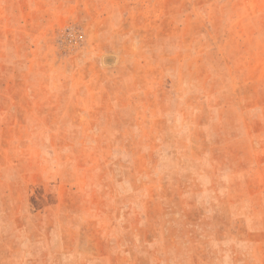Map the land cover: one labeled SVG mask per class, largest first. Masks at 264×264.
<instances>
[{
  "label": "rangeland",
  "instance_id": "rangeland-1",
  "mask_svg": "<svg viewBox=\"0 0 264 264\" xmlns=\"http://www.w3.org/2000/svg\"><path fill=\"white\" fill-rule=\"evenodd\" d=\"M0 264H264V0H0Z\"/></svg>",
  "mask_w": 264,
  "mask_h": 264
}]
</instances>
